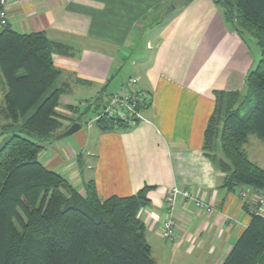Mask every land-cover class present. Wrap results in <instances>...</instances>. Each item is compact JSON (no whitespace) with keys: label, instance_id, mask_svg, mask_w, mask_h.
Here are the masks:
<instances>
[{"label":"crops","instance_id":"1","mask_svg":"<svg viewBox=\"0 0 264 264\" xmlns=\"http://www.w3.org/2000/svg\"><path fill=\"white\" fill-rule=\"evenodd\" d=\"M174 1L9 0L7 12L15 31L44 32L70 49V55L55 56L66 88L62 113L70 114L68 106L83 112L96 99L105 108L134 78L146 101L144 119L132 126L106 132L97 122L87 129L81 124L74 141L45 145L46 168L62 174L80 195L94 181L101 200L152 187L150 204L139 217L155 262L223 264L256 208L240 197L248 188H223L225 174L203 149L205 132L216 93H244L247 75L260 59L251 50V38L226 18L217 0H185L180 8ZM125 66L133 68L127 80L121 77ZM85 90L88 95L79 98ZM2 100L0 75V105ZM205 163L213 174L222 173L211 186L200 181ZM174 187L203 199L213 212L179 198L175 237L167 241L161 235L168 219L165 197Z\"/></svg>","mask_w":264,"mask_h":264},{"label":"trees","instance_id":"2","mask_svg":"<svg viewBox=\"0 0 264 264\" xmlns=\"http://www.w3.org/2000/svg\"><path fill=\"white\" fill-rule=\"evenodd\" d=\"M216 2L242 35L255 39L260 60L244 93H216L203 149L225 174L223 188L264 194V168L245 151L250 136L264 144V0ZM57 55H70V49L44 32L23 34L9 25L0 34V113L6 121L0 129V264H157L139 217L152 187L101 200L94 181L80 195L41 161L63 117L66 88ZM97 124L106 132L125 127L116 119ZM223 264H264L263 218L253 215Z\"/></svg>","mask_w":264,"mask_h":264},{"label":"built area","instance_id":"3","mask_svg":"<svg viewBox=\"0 0 264 264\" xmlns=\"http://www.w3.org/2000/svg\"><path fill=\"white\" fill-rule=\"evenodd\" d=\"M9 0H0V27L9 26L8 18ZM137 79H131L125 88L118 94L112 95L106 107L103 117L108 120H119L125 127L132 126L144 119L143 111L147 107L146 101L140 91L136 89ZM99 120V119H98ZM249 189V188H248ZM242 200H248L255 208V214L264 219V194L253 189L243 190L240 193ZM179 198L193 200L195 206L206 213H212L213 208L208 206L203 199L194 197L192 193L178 187L172 188L165 197V205L168 219L163 223L161 235L167 241L175 237L177 222L175 209Z\"/></svg>","mask_w":264,"mask_h":264},{"label":"rangeland","instance_id":"4","mask_svg":"<svg viewBox=\"0 0 264 264\" xmlns=\"http://www.w3.org/2000/svg\"><path fill=\"white\" fill-rule=\"evenodd\" d=\"M184 1L185 0H175L173 3V6H177L178 8H180L183 5ZM249 39L251 40L250 43H251V50L253 54L256 55L258 59H260V52H259V48H258V45L256 44L255 39H253L252 37H249ZM132 71H133V68H129V66L123 67L121 69V77L127 80L132 75ZM112 89H113L112 87H109L106 93L102 96V101L105 102V100H107V96H109L110 92H112ZM87 92L88 90H85L84 92H82L79 95V98L84 99L88 95ZM86 108H88L86 113H84L85 110L83 111V113L81 111L70 112L69 115L62 113L63 117L60 120L61 126L56 130L55 137L51 141H56V139H58V136L60 134L67 131L76 122L81 123L83 125V128L87 129L88 126H91V125L93 126L96 122L98 123L100 119H104L103 117L104 108H103L102 103L94 100L91 104L87 105ZM5 124H6V121L4 119V116L0 113V129ZM77 133H80V131ZM77 133L69 137H66L60 141L63 142V140L65 139L69 141H74V137L78 135ZM0 142H2V139H0ZM245 151L248 154L251 161L255 162L258 166L264 168V144L257 137L255 136L249 137V141L245 145ZM46 152H47L46 154H49V153L51 154V150L49 149L46 150ZM42 158H43V155H42ZM42 158L41 160L43 161Z\"/></svg>","mask_w":264,"mask_h":264},{"label":"clouds","instance_id":"5","mask_svg":"<svg viewBox=\"0 0 264 264\" xmlns=\"http://www.w3.org/2000/svg\"><path fill=\"white\" fill-rule=\"evenodd\" d=\"M200 172V181L207 186H211L214 183L216 176L222 175L218 170L213 174V169L210 163L203 164L200 168Z\"/></svg>","mask_w":264,"mask_h":264},{"label":"water","instance_id":"6","mask_svg":"<svg viewBox=\"0 0 264 264\" xmlns=\"http://www.w3.org/2000/svg\"><path fill=\"white\" fill-rule=\"evenodd\" d=\"M3 32V28L0 29V34ZM82 128L81 123L76 122L74 123L67 131H65L63 134L58 136V139H64L66 137H69L77 132H79Z\"/></svg>","mask_w":264,"mask_h":264}]
</instances>
